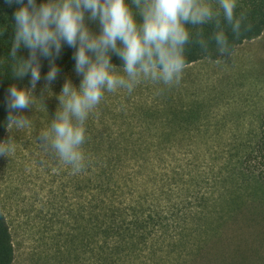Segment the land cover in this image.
Instances as JSON below:
<instances>
[{
  "label": "rangeland",
  "instance_id": "1",
  "mask_svg": "<svg viewBox=\"0 0 264 264\" xmlns=\"http://www.w3.org/2000/svg\"><path fill=\"white\" fill-rule=\"evenodd\" d=\"M211 3L217 6L216 0ZM184 70L191 75L186 77L191 82L186 97L195 94L202 107L182 112L198 116L182 118V124H124L127 102L110 100L105 92L86 121V167L76 174L51 149L45 150L38 137L59 110L57 95L65 79L78 86L81 77L74 69L59 72L49 90L44 88L46 72H41L35 102L23 112L30 127L6 131L3 140L10 137L16 151L0 157V208L11 230L14 264L74 263L64 238L71 212L89 193L84 183L81 189L76 182L90 176V155L100 163L104 147L119 146L152 149L157 172L177 176V169L183 168L182 177L207 203L203 211L214 236L202 242L190 239L183 247L184 264H264V185L242 163L245 150L256 143L264 111V31L225 59H203ZM150 103L133 102L134 110L140 112ZM184 103L193 101L186 98ZM171 259L168 264H181L174 255Z\"/></svg>",
  "mask_w": 264,
  "mask_h": 264
},
{
  "label": "clouds",
  "instance_id": "2",
  "mask_svg": "<svg viewBox=\"0 0 264 264\" xmlns=\"http://www.w3.org/2000/svg\"><path fill=\"white\" fill-rule=\"evenodd\" d=\"M16 5L12 19L14 36L10 56L16 63L13 75L29 77L30 86L8 89L6 129L23 130L30 120L23 112L35 102L34 91L41 79L42 59L49 61L44 88L59 75L55 60L64 46L74 50V71L81 77L76 86L65 79L57 95L59 110L39 142L51 149L73 174L86 167L83 145L89 114L104 99L105 92L126 90L142 82L171 87L179 84L186 67L185 49L192 42L208 51L209 41L200 26L214 23L211 39L221 56L230 53L228 36L220 17L239 37L245 13L235 14L237 0H5ZM135 8V11H133ZM137 15L140 17L137 21ZM91 24H97L94 31ZM189 26L196 28L191 32ZM21 48L27 58L18 57ZM113 56L121 61L113 63ZM43 103V99L41 100ZM45 106V105H44ZM46 108V106H45ZM16 145L9 137L0 141V157H11Z\"/></svg>",
  "mask_w": 264,
  "mask_h": 264
},
{
  "label": "trees",
  "instance_id": "3",
  "mask_svg": "<svg viewBox=\"0 0 264 264\" xmlns=\"http://www.w3.org/2000/svg\"><path fill=\"white\" fill-rule=\"evenodd\" d=\"M128 2L131 4V0ZM15 7L0 0V141L7 131L9 87L30 86L28 76L17 79L12 71L16 63L10 56ZM242 12L246 20L239 37L234 36L223 16L220 17L221 27L228 36V55L221 56L217 51L211 39L217 29L214 23H209L200 26L209 41L208 51L195 42L187 45L186 66L203 59H225L244 41L258 38L264 31V0H241L235 14L239 16ZM139 19L137 15L138 22ZM91 27L98 31L97 24ZM189 29L193 33L197 30L192 26ZM73 54L74 50L65 45L55 60L59 72L74 69ZM17 55L27 58L28 51L21 48ZM113 63L120 65L121 61L113 56ZM48 69L49 61L42 59L41 72L47 73ZM151 151L137 146L104 147V161L100 163L94 154L90 155V176L85 182L79 179L76 182L79 188L84 183L89 193L85 202L78 203L71 212L72 223L64 238L73 264H168L173 255L184 264L187 251L183 247L190 239L194 243L214 236L211 221L203 211L207 203L182 177L183 168L177 169V176L157 172ZM242 163L256 172L264 185V111L256 143L245 150ZM14 259L11 230L0 208V264H14Z\"/></svg>",
  "mask_w": 264,
  "mask_h": 264
},
{
  "label": "crops",
  "instance_id": "4",
  "mask_svg": "<svg viewBox=\"0 0 264 264\" xmlns=\"http://www.w3.org/2000/svg\"><path fill=\"white\" fill-rule=\"evenodd\" d=\"M190 76L191 75L187 74L184 70L182 79L179 84H174L171 87H168L163 84L142 82L130 94L126 90H118L115 93H110L109 99L127 102V107L128 109L130 108V111L127 110L124 116H122V118L124 119V124H182V118L198 116V113L196 112L184 113L182 112V110L192 109L195 111L202 107L199 106L198 102H196V98L193 97L195 94L192 95V97L191 95L186 97L185 87L190 88L189 86H191V82L186 80V77ZM192 83L195 86L196 80H193ZM151 90L153 92H151ZM150 93L153 94L150 95ZM140 94L143 95L139 96ZM186 98L192 99L193 103H184ZM138 100L154 102L153 104L150 103L153 107L148 109L149 107H151L148 104L144 110L140 112L135 111L133 102H136Z\"/></svg>",
  "mask_w": 264,
  "mask_h": 264
}]
</instances>
